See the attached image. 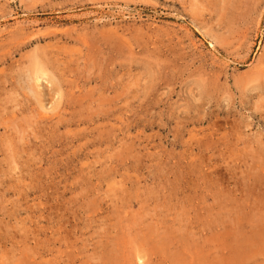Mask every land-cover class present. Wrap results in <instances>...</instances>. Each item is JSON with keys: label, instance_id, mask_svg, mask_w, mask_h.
<instances>
[{"label": "rangeland", "instance_id": "rangeland-1", "mask_svg": "<svg viewBox=\"0 0 264 264\" xmlns=\"http://www.w3.org/2000/svg\"><path fill=\"white\" fill-rule=\"evenodd\" d=\"M262 233L264 0H0V264H227Z\"/></svg>", "mask_w": 264, "mask_h": 264}, {"label": "bare ground", "instance_id": "bare-ground-1", "mask_svg": "<svg viewBox=\"0 0 264 264\" xmlns=\"http://www.w3.org/2000/svg\"><path fill=\"white\" fill-rule=\"evenodd\" d=\"M34 61H35V64L32 63V66L30 65L31 66V69H29L28 72H27V74L28 73L29 74L28 75L26 74L27 75L26 78L28 80V81H26V82H28V85L27 84L26 85H27V88L29 87V92L32 93V95L35 94L34 88L31 86L32 85V82H34V80H39V78H44V77L47 78L48 77V78H50L49 81L51 80L53 82L54 81L56 82V79H55L56 77L55 76H52L51 75L52 73L51 74L48 73V71H47L48 69H47L46 66H44V62L42 63L43 64L42 65L40 63L41 61L40 62H38L36 60H34ZM47 66H49V65H47ZM38 96L40 97V95H38ZM36 98H38V97H36V95H35V99ZM207 248L211 252V251H213V248L214 247H212V246L208 247L207 244L206 245L204 244V246L201 248V249H203V254L202 253H201V255L198 254L199 255V259L198 258L195 259V256H194V260L193 261L196 262L195 260L198 259V263L197 264H216V262L214 261V259L213 260L211 259L212 261H209V259H207V257H206L207 254L205 255V251L206 250L208 251ZM208 255H210V253ZM231 256H230L231 259L229 260V262L227 264H251L249 262L250 261L251 262L252 261H255L256 259L257 260H263L262 262L264 264V233H262L261 237L259 236L257 239L255 237L247 238V239L245 238L242 241H239L238 244L236 243V245L233 247V251H232V255ZM223 261H225V260L223 259ZM219 263H222V262H219Z\"/></svg>", "mask_w": 264, "mask_h": 264}]
</instances>
